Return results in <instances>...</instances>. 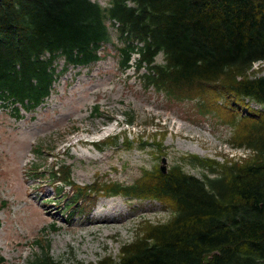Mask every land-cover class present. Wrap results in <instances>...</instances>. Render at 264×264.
Segmentation results:
<instances>
[{"label": "trees", "instance_id": "16d2710c", "mask_svg": "<svg viewBox=\"0 0 264 264\" xmlns=\"http://www.w3.org/2000/svg\"><path fill=\"white\" fill-rule=\"evenodd\" d=\"M108 24L120 43L122 69L138 54L143 87L169 103L193 102L196 116L229 127L227 142L250 153L223 162L183 154L165 171L156 163L131 183L105 179L99 186L96 179L72 181L70 164L42 167L47 155L39 145L33 151L38 162L30 164L35 180L65 198L69 215L87 214L91 206L85 202L101 192L164 203L163 221L140 219L117 256L104 255L95 264H264V69H253L264 63V0H110L108 6L0 0V103L17 112L40 105L69 66L100 59L112 38ZM92 110L101 113L98 105ZM125 114L124 123L133 125L135 114ZM120 139L126 149L136 146L119 133L94 146L117 147ZM139 143L164 155L158 142ZM185 165L201 169V177ZM40 249L25 264H60L47 245Z\"/></svg>", "mask_w": 264, "mask_h": 264}, {"label": "rangeland", "instance_id": "374dc122", "mask_svg": "<svg viewBox=\"0 0 264 264\" xmlns=\"http://www.w3.org/2000/svg\"><path fill=\"white\" fill-rule=\"evenodd\" d=\"M94 1L102 6L110 2ZM108 26L112 38L102 46L100 59L87 66H69L40 105L17 112L0 103L3 264H25L44 245L60 264H95L104 255L117 256L120 244L132 238L140 219L163 221L167 217L164 203L156 199L102 192L93 203L85 202L91 206L87 214L69 215L65 198L55 195L51 184L35 180L30 164L38 162L33 151L39 145L47 155H43L42 167L70 164L72 181L85 185L96 179L99 186L105 179L131 183L142 168L160 164L163 157L169 167L183 154L223 162L241 160L250 153L227 142L229 127L196 116L193 102L169 103L160 93L143 87L135 72L137 54L122 69L120 43ZM161 59L158 55L157 61ZM57 64L61 66L63 60ZM261 67L264 63H256L253 69ZM95 105L100 114L92 110ZM251 106L261 107L254 102ZM125 112L135 114L133 125L124 123ZM117 133L136 146L126 149L122 139L117 147L98 150L94 146ZM140 139L151 144L145 147L160 143L164 155L138 148ZM184 169L200 177L203 172L189 165ZM64 191L69 192V187Z\"/></svg>", "mask_w": 264, "mask_h": 264}, {"label": "water", "instance_id": "95a60500", "mask_svg": "<svg viewBox=\"0 0 264 264\" xmlns=\"http://www.w3.org/2000/svg\"><path fill=\"white\" fill-rule=\"evenodd\" d=\"M165 162H166L165 157L161 158L160 168H161L163 171H165V169H166V164H165Z\"/></svg>", "mask_w": 264, "mask_h": 264}, {"label": "bare ground", "instance_id": "6f19581e", "mask_svg": "<svg viewBox=\"0 0 264 264\" xmlns=\"http://www.w3.org/2000/svg\"><path fill=\"white\" fill-rule=\"evenodd\" d=\"M107 209V208H106ZM111 209H112V207H110L109 209H107V210H110L111 211ZM92 210V209H91Z\"/></svg>", "mask_w": 264, "mask_h": 264}, {"label": "built area", "instance_id": "2783aa9c", "mask_svg": "<svg viewBox=\"0 0 264 264\" xmlns=\"http://www.w3.org/2000/svg\"><path fill=\"white\" fill-rule=\"evenodd\" d=\"M235 149H243V148H235Z\"/></svg>", "mask_w": 264, "mask_h": 264}]
</instances>
